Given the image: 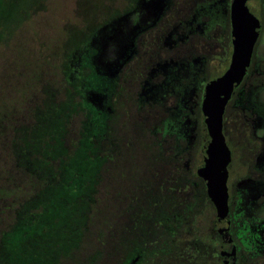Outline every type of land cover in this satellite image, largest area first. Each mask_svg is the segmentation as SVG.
Returning <instances> with one entry per match:
<instances>
[{
  "label": "rangeland",
  "instance_id": "374dc122",
  "mask_svg": "<svg viewBox=\"0 0 264 264\" xmlns=\"http://www.w3.org/2000/svg\"><path fill=\"white\" fill-rule=\"evenodd\" d=\"M229 2L189 0L137 50L113 105L168 0H0V264L220 263L180 224L214 219L195 174L209 143L199 94L229 62ZM246 6L260 29L224 114L227 215L236 264H264V0ZM56 119L39 162L21 156L38 185L9 181L14 128L32 121L37 138Z\"/></svg>",
  "mask_w": 264,
  "mask_h": 264
},
{
  "label": "water",
  "instance_id": "95a60500",
  "mask_svg": "<svg viewBox=\"0 0 264 264\" xmlns=\"http://www.w3.org/2000/svg\"><path fill=\"white\" fill-rule=\"evenodd\" d=\"M250 0H232L230 8L232 52L226 71L207 84L201 104L204 126L209 138L203 164L196 174L203 181L209 202L215 209L217 230L222 233L227 219L228 173L231 155L223 135V116L232 92L238 87L250 65L254 45L259 37L260 26L249 12L246 3ZM235 250L221 256H234Z\"/></svg>",
  "mask_w": 264,
  "mask_h": 264
},
{
  "label": "flooded vegetation",
  "instance_id": "af4514ba",
  "mask_svg": "<svg viewBox=\"0 0 264 264\" xmlns=\"http://www.w3.org/2000/svg\"><path fill=\"white\" fill-rule=\"evenodd\" d=\"M188 3H189V0H168V5L166 6V11H165L164 17L161 19L162 20L161 23L159 22L153 29H150L146 33H143V34L138 36L137 41L135 42V44H136V46H135L136 47L135 48V56L133 58H131L129 60V62L126 63L122 67V69L120 71L119 78H118V80L116 82L117 83V89L114 92L113 105L116 104V102H118V100L120 98L125 96L124 94L127 92L126 86L128 85V82L134 76V71H132V70L134 68L135 61L138 59L137 50L139 51V54H141L139 58H141L144 54H146L145 45H147V41H146L147 38L151 37V39H152V37L155 34L163 32L168 27V23L172 20V16L173 15L174 16H179L181 14V12L186 10ZM231 5H232V0H230V2H229V7L227 9L228 11H226L227 13H226V15L224 17V20L221 21V23H226V27H227L228 33H229V45H230V48H231L229 50V60H230V56H231V52H232L231 26H230V8H231ZM141 39H142V41H141ZM228 64H229V62H228ZM227 67H228V65L226 66V69H227ZM226 69L224 70V72L226 71ZM212 73L213 72L211 71L210 76L206 79V81L204 83V86L201 89L200 94H199V115H200L201 124H203V125H204V119H203V115H202V112H201V104H202V100H203L204 93H205V87L207 86L208 83L214 81L215 79H217L218 77L223 75V73H222L221 75L217 76L216 78H212L211 77ZM233 94L231 95V98H230L229 102L227 103L225 110L227 109V106L229 105V103H230V101H231V99L233 97ZM223 119H224V116H223ZM204 152H205V150H204ZM204 152L202 154V164H203V159H204ZM201 165H199V166H201ZM197 169H196V171H197ZM195 174H196V172H195ZM196 177L198 179H200L197 176V174H196ZM228 181H229V176H228ZM228 181H227L228 200H230L229 182ZM205 191H206V188H205ZM213 210H214V213H215L214 207H213ZM229 212H230V207H229ZM228 216H229V214L227 215V219L223 223V227H224L223 229H226V230L223 231L222 233H219L218 230H217V226H219V225H217V223H216L215 214H214V228H215V233H216L214 236H216V237L212 238V240L209 241V242H211L214 245L216 251L218 252V259L220 260L219 264H236V262H237L238 250H237V248H236V246L234 244V240L232 239V236L230 235V220H229ZM198 241H199V231H198ZM232 249L235 250L234 256H230V255H229V257L228 256H221L222 253H229L230 254ZM197 264H199V257H198V260H197Z\"/></svg>",
  "mask_w": 264,
  "mask_h": 264
},
{
  "label": "trees",
  "instance_id": "16d2710c",
  "mask_svg": "<svg viewBox=\"0 0 264 264\" xmlns=\"http://www.w3.org/2000/svg\"><path fill=\"white\" fill-rule=\"evenodd\" d=\"M47 96L48 94H50V96L52 97V93L50 92V90L48 91V93H46ZM32 106H28V108L30 109ZM38 114V113H37ZM36 114V119L41 117V114L39 113L38 115ZM44 114V113H42ZM31 119V118H30ZM33 119V116H32ZM224 120V119H223ZM65 121V119H64ZM56 123H57V119L54 120L50 125L52 126V128L49 130L46 129V127L43 126V122H40V129L41 131L39 133H35L37 135H34V133L32 132V127H33V122L30 121L27 123V127L24 129L23 127H15L13 132H12V137L9 139L10 140V170H9V181H11L13 183L14 181V175L15 174H20L24 177L27 178V180H29V184L28 186L31 187V182H34L36 185H38V181L34 180L35 177H33L32 175H30L29 173H35L34 171H30L27 170L25 167H22V163H21V156L26 155V153L29 155V161H34L37 162L36 159L39 160L40 158V152H41V144L44 146L45 143L47 141H50L52 139H55L57 137V132L55 129L56 128ZM64 123V122H63ZM0 139H1V147H3L4 144L7 145L6 140L5 139V133L2 130V128H0ZM3 141V142H2ZM53 141V140H52ZM34 143V144H33ZM26 144L31 145L30 148H32V150H28L25 148ZM5 145V147H7ZM22 147L24 149H22ZM37 156V157H34ZM18 161H20L18 164ZM38 171V170H37ZM26 180V179H24ZM23 180V181H24ZM12 185V184H11ZM33 186V184H32ZM43 192V191H42ZM202 221V224L200 223ZM199 221V224L196 222V219H191L189 216L187 218V220H184L180 225H182L184 223L183 226H185L186 230L192 231L193 232V237L197 236L198 238V231H199V237L200 240L201 238L203 240H207L206 242H209L212 240V238L216 237L214 236L215 233V228H214V219H207V218H203V220ZM197 231V232H196ZM199 260V264H200ZM193 264H197L196 261H193ZM204 264H209L206 261H204Z\"/></svg>",
  "mask_w": 264,
  "mask_h": 264
}]
</instances>
